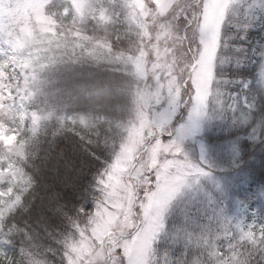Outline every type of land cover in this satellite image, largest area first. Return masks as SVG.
Segmentation results:
<instances>
[{"label": "rangeland", "instance_id": "rangeland-1", "mask_svg": "<svg viewBox=\"0 0 264 264\" xmlns=\"http://www.w3.org/2000/svg\"><path fill=\"white\" fill-rule=\"evenodd\" d=\"M67 1L72 6L71 13L63 11L57 16L49 9L53 0H0V250H5L3 222L29 185L22 168L27 150L16 143L26 120L29 119L27 125L33 133L52 130L58 118L62 127L66 121L76 120L67 105L61 108L54 102L57 92L50 87L52 82H48L50 73L44 71L61 57L78 55L96 61L109 60L111 67L118 66L119 70H115L121 74L119 79L127 73L133 79L130 111L117 122L118 137L112 133L108 136L117 140L115 156L108 167L113 179L110 185H105L113 199L102 197L100 179L104 175L107 181V176L101 171L91 183L92 188L96 186L95 198L98 202L103 199V204L92 215L102 211L104 205L119 203L121 208L110 207L109 211L118 214L117 219L122 221L129 199L133 204L144 201L139 189L147 191L154 185L157 171L164 174L161 180L177 175L186 180L170 201V209L168 202L153 206V214L161 222L167 214L169 226L175 225L182 215L176 205H193L205 185H213L224 200L223 191L217 188L220 178L212 168L208 169L213 173L211 177L195 172L202 160L201 144L207 146L208 161L212 163L217 158L208 134L219 110L209 100L223 0H120L121 7L107 10L101 7L104 3H99L103 0ZM114 2L109 1L111 5ZM197 95L199 107L195 111L189 108L185 118L186 106L196 104ZM124 110L127 112V108ZM78 120L81 126L98 121L84 113ZM174 120L182 123L176 126L177 135L169 141L167 135L173 131ZM225 144L223 148L232 158L231 142ZM235 207V214L240 213L236 204ZM79 219L77 230L82 231L88 222L84 215ZM91 232L88 228L76 239L72 233L63 256L58 252L59 261L55 256L51 262L43 259L38 262L37 256H30V264H65L73 244L80 248L75 254L77 261L85 259L92 254ZM207 237L198 241L205 242V248L210 246ZM163 247L165 244L160 245L158 255L150 256L152 264L164 263ZM147 257L148 254H143L141 259Z\"/></svg>", "mask_w": 264, "mask_h": 264}, {"label": "trees", "instance_id": "trees-1", "mask_svg": "<svg viewBox=\"0 0 264 264\" xmlns=\"http://www.w3.org/2000/svg\"><path fill=\"white\" fill-rule=\"evenodd\" d=\"M109 1L112 0L99 1L100 4L104 3L101 6L104 10L122 6L120 0H115L113 5ZM54 3V8L59 12L71 7L67 0H54ZM232 22H236L235 17H232ZM230 34V29L225 28V36ZM260 40H264V27L258 24L250 31L246 46L254 48V41ZM229 43L233 41L229 40ZM250 58L254 62L255 58L251 55ZM105 61L74 55L63 59L61 57L44 68L45 72L50 73V87L57 92L54 102L61 108L62 105H67L68 112L76 120L74 123L66 121V125L62 127L57 117L52 130L43 129L39 133H33L27 125L29 119L26 120L18 144H23V148L27 150L28 157L22 168L29 185L23 191L22 199L15 210L3 222L2 238L5 250H0L1 264L5 261L7 264H30V256H37L38 262L41 259L51 262L55 256L58 257L56 260L60 259L67 249L69 237L74 233V226L80 223L79 217H83L78 209L98 196L96 186L92 188L91 180L104 171V165L109 167L115 156L117 140L114 141L112 136L113 139L108 136L112 133L118 137L117 122L128 115L134 89L133 79L128 73L119 79L121 74L115 70H119L118 66L111 67L109 60ZM251 71L253 64H249L242 74L247 75ZM19 72L18 70V75ZM214 91L213 88L212 92ZM212 106L219 110L218 104ZM259 106L258 103L257 107ZM126 108L127 112L124 110ZM82 113L98 121L92 125L81 126L78 117ZM218 114L215 115L217 118L213 120L208 139L217 155L211 163L212 172L220 178V183H216L220 184L218 186L224 193L226 211L234 215L236 204L240 212L247 211L249 215L256 212L264 216V146L257 144L253 147L252 142L242 135L247 120L244 113L235 117L231 112L225 114L219 111ZM101 118L102 121L99 120ZM75 130L81 133L76 134ZM238 135L243 141L244 162L234 168L231 167L233 157L226 154L223 145ZM220 168L224 170L220 171ZM213 188V185H205L193 205H176L177 209L183 214L185 209L190 208L197 217L203 216L205 205L202 201ZM181 221L182 215L176 219L175 225L171 224L169 227L179 225ZM170 223L171 221L168 224ZM203 223L207 224V220L204 219ZM185 227L192 234L190 239L185 238L188 239L187 246L182 242L178 247L173 246L172 251L165 245L164 263L173 264L175 261L176 264H236L239 261V264H243L244 257L238 254L245 250L252 251L246 244L241 246L239 240L232 241L230 247L226 237L232 233H225L215 223L211 231H201L193 223ZM204 236H208L207 239L210 240L207 248L204 247L205 242H198ZM185 252L186 256L183 254ZM6 256L8 257L5 258ZM251 264H260L259 253L252 257Z\"/></svg>", "mask_w": 264, "mask_h": 264}, {"label": "snow or ice", "instance_id": "snow-or-ice-1", "mask_svg": "<svg viewBox=\"0 0 264 264\" xmlns=\"http://www.w3.org/2000/svg\"><path fill=\"white\" fill-rule=\"evenodd\" d=\"M232 17L236 18L235 23L232 22ZM217 23L218 40L211 81L215 91L210 92L209 103L218 104L220 112L225 114L231 112L234 117L244 113L247 120L242 135L252 142L253 147L257 144L264 146V40L254 41L256 45L254 48L246 46L250 31L258 24L264 27V0H223ZM225 28L230 29L231 33L227 37ZM213 35H216L215 31ZM229 40L233 43H229ZM250 55L255 58L254 62ZM249 64H253V71L243 75ZM196 101V104L190 103L186 106L185 118L189 108L195 111L199 107V95ZM258 103L259 107H257ZM179 123L182 121H173V131L167 135L169 141L177 135L175 129ZM200 147L202 160L196 165L195 172L198 175L211 177L213 173L208 169L212 168V164L207 160V146L201 144ZM231 150L233 153L231 167L238 168L244 162V146L239 135L231 141ZM219 170L223 171L224 168ZM104 174L107 176V181L102 175L100 179L102 197L113 199L108 188L105 187L106 184L110 185L113 179L107 165H104ZM162 175L164 174L157 171L155 177L157 182L150 185L147 191L143 187L139 189L144 194V201L133 204L129 199V207L124 210L122 221L117 219L118 214L109 211L110 207L121 208L119 203L104 205L103 210L95 212L94 215L91 214L92 211L103 204V199L98 202L93 198L88 205H81L78 212L85 216L88 224L82 231L77 230L78 224L75 225L73 238L83 236L88 232V228H91L92 254L78 262L75 254L80 248L73 244L71 251L65 257V264H152L150 256L158 255L161 244L167 245L172 251H174L173 246L178 247L182 242L187 246L192 234L187 231L185 225L190 223L197 224L201 231H211L215 223L216 227L225 233H232L231 236L226 237L230 247L232 241L239 240L241 246L246 244L252 249L251 252L245 250L238 254L244 257L243 264H251L252 257L257 253L260 254V264H264V216L256 212H251L249 215L247 211L229 214L222 198L216 191L210 190L202 201L205 205L203 216L197 217L191 209H185L180 224L170 228L167 214L165 213L161 222L159 216L153 214V206L168 202L167 206L170 209V201L175 199L186 180L179 175L161 180ZM136 199H139V196ZM204 219L207 220V224L203 223ZM93 224L95 227L92 226ZM80 243L83 245V240ZM143 254H148V257L141 259ZM183 254L187 255L186 252ZM167 255L166 251L165 256ZM173 264L176 262L173 261ZM236 264H239V261Z\"/></svg>", "mask_w": 264, "mask_h": 264}]
</instances>
